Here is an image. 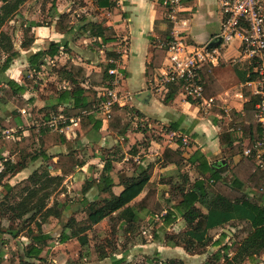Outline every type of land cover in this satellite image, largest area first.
Here are the masks:
<instances>
[{
    "label": "crops",
    "instance_id": "crops-1",
    "mask_svg": "<svg viewBox=\"0 0 264 264\" xmlns=\"http://www.w3.org/2000/svg\"><path fill=\"white\" fill-rule=\"evenodd\" d=\"M113 1L116 7L108 10L99 9L94 0H79L77 5L72 0H35L33 12L40 8L35 15H29L28 13L16 15L10 21L19 19L22 25L14 29L21 36L19 47H16V43H14L15 51L19 52L20 56L13 62L7 72V77L26 87L27 90L23 95V100H27L28 105L35 108L39 105L37 94L42 83H37V86H31V89H28V85L21 80L23 74L21 70L31 69L28 62L30 54L49 51L52 45H59L58 55L53 59H43L45 64L41 67V71H33L31 79H34V76L45 75L43 72L50 67L52 72L48 76L51 78L56 77L58 78V84L62 82V84L68 86V88L64 87L65 91H72L73 86L64 78L63 74L65 67L71 63L86 72L85 79L79 77L78 79L84 89L99 92L97 98L106 88V86H96L94 84V82L99 81L102 64L106 61V51H103L100 47L102 40L91 36L90 25L102 24L104 28L115 32V36L111 37L116 38L117 42L107 46H118L121 38L127 40L129 46L127 54L122 55L118 66L121 74L124 72L128 76L126 84L129 86V95L132 97L130 107L136 115L134 120L142 123L148 121L160 131L155 138L152 136L154 133L146 130H133L129 125V135L126 136V139H129V150L131 147L134 149L135 146L138 147L139 145L144 147L145 142L148 143L145 148L147 150L146 156L139 161L138 167L129 177H133L140 166L144 168L154 166V175L151 181L154 184L156 183L158 187L160 202L164 201L166 205H169V208L175 204V202L169 204L172 187L176 192L181 176H188L190 180L189 188H192L193 184L201 179L196 170L199 162L195 154L200 153L203 155L209 166H216V169L224 173V178L227 179L231 178L232 169L241 161V152L234 157H231L230 153L233 147L238 145L244 150L249 146L250 140L244 139L242 132L235 130L238 122L231 117V113H236L237 117H245V105L250 101L251 93L248 88H244V79H247V74L251 70L250 62L243 56L238 44L226 46L222 45L218 39L223 20L220 13V0H186L184 4H180L175 9V13L167 12L164 6L160 4L161 0ZM0 3L3 6L2 0H0ZM75 8L79 9L82 16L78 15ZM63 16H67L70 22L66 26H61L62 30L58 31L56 27ZM32 23H36L39 27L31 29L29 37L33 39V43L30 48L24 49L22 46L26 41V31ZM173 30L181 32L190 47L208 46L217 50L220 54L217 63L206 67L208 74L215 81L214 90L217 92V95L212 98L215 100L212 106H207L202 102L186 101L178 86L164 87L160 85L162 74L167 67V55L164 57L161 67L155 70L154 77L152 79L147 78L148 67L154 61V51L166 43L164 41L165 36ZM9 36L12 38L11 35ZM118 52L121 54L120 51ZM95 75L98 76L95 77ZM91 76L94 77L90 79ZM38 79L43 81L41 78ZM44 87H42L43 92H45ZM144 93H149V97L142 101ZM212 93L213 91L208 89V94ZM29 95L31 97L27 99ZM52 98L54 96L49 98L47 104L53 107L54 103L58 104L59 101ZM94 99L92 95L87 96L89 103L94 104ZM58 107L59 110L65 111L60 115L61 120L59 122H61V125L59 126L64 125L62 133L66 135L68 143L62 147L50 149L48 154L55 158L47 163L40 160L28 165L25 170L14 176L15 179L28 181L35 172H38L39 165L42 164L44 167H49L52 176L63 177L62 172H53L54 165L58 161L56 157L60 154H73L79 166L75 174L66 176L64 179H72L76 182L78 188L83 187L82 185L87 180L88 167L95 166L98 163L101 164L100 157L87 155L90 153L89 150L93 146L103 149L107 144L118 139L125 140V137L111 135L108 123H104L102 117L93 110L84 111L81 116L72 118L73 122L65 123L62 118H68L66 108L69 109V107L67 105H59ZM22 111L24 109L21 110V113ZM220 112H224L226 115H221ZM100 124L101 128L97 130L96 128ZM21 128L20 126L18 129L21 130ZM0 130L4 133L8 132L2 127H0ZM22 132L19 137L22 135L24 137L29 136L28 131H24V134ZM98 134L102 135L103 141L97 140L94 142L91 140L92 135ZM224 134H230L231 137L226 138L227 143L223 145L221 136ZM105 136L108 137L105 138ZM1 138L4 139L5 137ZM184 139L187 140V144L183 142ZM142 146H139V148ZM167 149L179 153L185 159L180 167L164 161L163 154ZM134 152L135 150L133 151L134 156L138 157L137 149V154ZM0 154L3 156L9 154L8 148L0 147ZM15 155L12 161H15ZM123 190L122 186H118L114 188V193L120 195ZM254 194L258 197H264L262 192H255ZM90 195L91 193L88 196L93 200L97 199ZM144 196L145 194L141 195L136 202H140ZM164 196L165 200L162 199ZM208 203L205 202L202 209L205 214L207 213ZM79 210L77 207V211ZM178 222L185 230L182 217L179 218ZM223 232L232 237L231 232L228 233L227 230ZM217 239H219V236H217ZM227 240L230 241V239ZM226 241L225 243H228ZM166 248H169V246H166ZM173 248L177 250L176 252H184L188 258L193 256L191 257L193 260H201L199 264H205L209 257L217 252L216 249L209 248V250L213 249V252L208 251L203 255H190L184 248ZM158 257H160V254Z\"/></svg>",
    "mask_w": 264,
    "mask_h": 264
},
{
    "label": "trees",
    "instance_id": "trees-1",
    "mask_svg": "<svg viewBox=\"0 0 264 264\" xmlns=\"http://www.w3.org/2000/svg\"><path fill=\"white\" fill-rule=\"evenodd\" d=\"M28 0H2L3 6L0 9V104L3 100L12 103L16 109L12 112L13 118L7 121L0 116V127L5 130L18 129L20 126H25L21 110L24 109L25 102L23 95L26 93V87L20 85L15 80L7 77V72L10 70L13 62L20 56V53L15 51V45L12 38L3 31L7 23L15 18L16 15H24L27 10ZM99 9L111 10L116 7L113 0H94ZM171 0H161V6L167 12H172L169 4ZM180 4H184L186 0H179ZM165 3L167 5L165 6ZM70 20L67 16L61 17L57 24V30L61 31V26L68 25ZM39 27L36 23H32L30 28L26 31V41L23 44L24 49L30 48L33 39L29 37L31 29ZM65 29V28H64ZM91 36L102 40L103 45H109L117 42L115 32L104 28L100 25H90ZM171 40V33L165 36L164 41L167 43ZM165 43V44H166ZM60 50L59 45H52L49 51H41L36 54H30L28 57L29 66L32 71L40 72L41 67L45 64L43 59L55 58ZM167 55L165 46L154 51V61L148 67L147 78L152 79L156 69L160 68L164 57ZM122 55L116 52H107V64L104 71L99 75V81L94 84L97 86H106L110 88L113 77L109 75L110 70L118 68V62ZM3 58V59H2ZM82 73V75H80ZM64 78L70 82L72 91H64L58 98L59 105H67L68 111L66 115L69 120L74 117H79L84 111L93 109V103L87 100L88 95L95 98L91 90H86L81 86L80 79L86 78V72L82 69L69 63L65 67ZM123 74H125L123 72ZM98 75H95L97 77ZM94 77L91 76L90 79ZM203 77V78H202ZM201 79L204 84V96L206 99H212L217 95L215 88V81L211 75L208 74V69L205 67L201 72ZM244 81H246L244 79ZM107 84V85H106ZM174 86V85H173ZM176 87V86H175ZM180 89V87H178ZM208 89L212 90V94H208ZM99 97V96H98ZM170 99V97H168ZM256 99L251 98L245 105V117H237V114L232 112L231 117L237 123L236 131H241L244 139L250 140V144L259 140L262 137L263 129L256 122L254 117ZM26 106V105H25ZM221 115H226L220 112ZM124 112L114 107L111 118L108 122L109 131L118 136L126 135L127 127H124ZM67 118V119H68ZM28 127V126H27ZM64 125L59 126L58 130L40 129L28 127V137L23 135L16 142L6 141L0 138V147H9L14 150L15 161H4V168L0 172V188H3L7 193L14 191L15 187L10 183H4L6 180L12 179L27 168L28 165L34 164L40 160L47 163L52 160L48 151L53 147H62L68 143L65 134L60 130ZM101 124L96 128L100 130ZM230 134L221 136V142L224 145L226 138H230ZM231 143V141H230ZM39 146V149H37ZM135 154L136 147H134ZM241 146L233 147L231 157L242 153ZM198 157L199 166L196 168L201 176L192 188H189L190 180L188 176H181L177 185V193L171 197L168 210L163 208L160 202L158 187L152 183L154 175V166L144 168L140 166L137 173L133 177H119L114 176V162L106 160L104 168L99 179L88 180L82 187V199L79 201L78 209L83 208V214L86 219L80 222L74 216L69 218L66 225V231L61 235V244H67L71 240H81V236H86L88 240V233L95 227L103 224L106 220L120 221L122 227H127V232L133 229L137 222L140 221L141 214L150 216L151 218L159 217L162 221V228L165 231L171 227L180 217L183 218L185 230L176 235L166 234V238L162 239L157 235L156 239L163 241L169 247H181L190 255H203L209 251V248L216 249L205 264H261L260 259L264 256V197H258L255 192H262L264 195V170H262L256 163L254 158L242 157L241 161L232 169L231 178H224V173L216 169V166H209L207 160L200 153L195 154ZM57 163L54 165L53 172H62L63 177L52 176L49 167L46 166L43 172L45 175L34 173L29 182L32 187L22 191L19 195L20 201L16 205H8V203L0 202L1 210L4 213H11L14 222L16 220H24L28 216L30 222H35L38 216H42L44 222L51 218L57 220L67 217L65 210H72L68 208V203H56L53 207H48V201L53 196V192H49L51 186L60 187L66 176L75 174L78 168V161L73 154H60L56 157ZM163 159L167 163L181 166L184 158L177 152L165 150ZM118 183H117V179ZM7 181V182H8ZM43 186L39 188V184ZM47 186L45 187V184ZM122 186L124 188L120 195L114 193V188ZM47 188V189H46ZM43 193L42 196H39ZM97 198L91 199L88 195ZM145 194L140 202L136 200ZM211 198V199H210ZM208 200V201H207ZM205 202H209L205 214L202 209ZM169 206V205H168ZM68 212V211H67ZM76 215V213H75ZM28 221V222H29ZM230 230L232 237L223 232ZM3 230L0 228V264H4L3 246L4 242ZM13 234V231L10 232ZM217 236L219 239L216 240ZM50 234L34 235L30 240L31 244L21 259L30 263V261H42L44 253V244L51 240ZM230 239L228 243H225ZM85 242L86 239H85ZM112 247L111 243H108ZM104 248L100 250L101 260H106L115 255L104 253ZM159 259L160 257H156ZM126 261L125 257L116 259L112 264H123ZM32 264H34L32 262ZM164 264H184L180 260H168Z\"/></svg>",
    "mask_w": 264,
    "mask_h": 264
},
{
    "label": "rangeland",
    "instance_id": "rangeland-1",
    "mask_svg": "<svg viewBox=\"0 0 264 264\" xmlns=\"http://www.w3.org/2000/svg\"><path fill=\"white\" fill-rule=\"evenodd\" d=\"M34 2L35 0H30L27 3L26 13H28L29 15H35V13H37L40 9H36V11L33 12V5L35 4ZM72 2H75L77 5L79 3V0H72ZM1 6L2 5L0 3V8ZM75 10L78 12V15L82 16L78 8H75ZM19 25H22V23L19 19H15L14 21L9 22L3 28V31L12 36V40L14 43H16V47H19L21 36L14 29H17ZM127 43V40L121 38L119 39L118 46L105 45L104 47H102L101 45L100 47L103 51H106V53L108 51L119 53L118 51H120L121 55H126L129 48ZM105 60V63L102 64L101 74L104 71L106 64L108 63L106 57ZM120 62L121 60L118 62V65ZM21 72H23L21 80L22 82L26 83V85H28V89H31V86H37V83H42L37 94L39 105L35 108H32L30 105H28L29 102L27 100H24L26 106L24 105V111H22L21 115L23 116V122L25 126H22L21 130H8V132L6 133L0 130V138L5 137L4 140L6 141L16 142L17 139H20L19 134L22 131H28V127L35 128L36 130L51 129L49 127V123H51L52 121H57L58 125H61V122H59L60 115L65 112L64 110H59L58 104L56 103H54L55 105L53 107L52 105L47 104L50 97L54 96V98H52L53 100L58 99V97H60V95L65 91L64 87L68 88V86L62 84V82L61 84H58V78H51L48 76V74H51L52 72L50 67H48V69L44 72L42 71L45 75L34 76V79H31V75L34 73L31 69H23L21 70ZM38 78L43 79V81H40V79ZM127 78V74H122V77L119 78L120 95L127 96V99L125 101L128 102L127 107L121 109L125 114L122 125L124 127H127L128 132L126 133V135L120 137H125V140L118 139L112 141L110 144H107V146H105V148L103 149H100L97 146H93L92 149L89 150L90 153L87 155L90 157H100L101 164L98 163L95 166L88 167L86 174L87 179H99L106 160H111L114 162L115 168L113 175L115 177H129V175H132L134 173V170H136L140 163L139 161L142 160V158L147 154V150H145V148L148 143L145 142L144 147L142 145H139L142 146L141 148H139V146H135L139 153V156L135 157L132 147L129 150V139H126V136L129 135V125L133 128V130H146L147 132L149 131L151 133H154L152 134V136L155 138L157 137L156 134L160 133L159 129H157L154 124L148 121H144L145 123H142L134 120L136 115L129 104V86L126 84ZM43 86H45V92L42 91ZM91 92H93V94H96L93 101V108L95 106V111L97 112L98 110H96V107L99 104V101L98 97L96 98V96L97 94H99V92H95L92 90ZM30 97L31 95L27 96V99H30ZM48 105L49 107L47 108ZM15 109L16 107L12 103L3 100L0 104V116H3L9 122L13 118L12 112ZM149 124L152 126V128L148 127ZM106 137L108 136H105V138ZM91 140H93L94 142H96L97 140L103 141V137L99 134L92 135ZM6 148H8L9 154H7L6 156L0 154V172L4 168V161H12L13 156L15 155L13 149L9 147ZM37 149H39V146H37ZM39 166L40 168L37 173L39 175H45L43 174V172L46 171L44 169V165L42 164ZM7 181L8 180H6L4 183H10V185L14 186L15 189L11 193H7L3 188H0V202L8 203V205H16L18 201H20L19 195H21L22 191L32 187L33 185L29 181H24L22 179L20 181L19 179H15V177L10 179L8 182ZM42 186L43 183H40L39 188ZM46 186L47 184H45V187ZM51 191L53 192V196L48 201V207H53L56 203H68V208H71L72 210H65L67 217L64 216L60 220L51 218L47 222H44V220L42 219L43 217L38 216L35 222H30L29 220L25 222L26 219H29L30 216H28L24 220H16V222H14L12 218V212L5 214L3 211L4 209L1 210L0 228L1 230H3V232H5L3 239L6 243V245L3 246V254L5 257L4 264H32V262L34 264H112L115 258L122 259L123 257H125L126 259L123 264H164L166 261L171 259L183 261L184 264H199V262L201 263V260H193L191 258L193 256H189L190 258H188V256H186L184 252H176L177 250H174L175 248L173 247L166 248L163 241L156 239L157 235L162 240L166 238L165 233L169 235H176L183 232L184 230L178 221L177 223L172 225V227L167 228L164 231L162 228V221L159 217L151 218L150 216L145 214H141L140 221L132 226L133 229H130L128 232V228L125 226L122 227V223L120 221H117V219H109L89 232L88 240L86 236H81L80 241L75 239L71 240L67 244H61V235L66 231V225L68 224L69 218L72 216L71 211L74 212V216L78 221L83 222L86 219V215L82 212L83 209L77 211L79 201L83 197L81 194L82 187L78 188L74 180H69V178H66L64 179L60 187L51 186L49 192ZM170 194V198L176 194L173 187ZM42 195L43 193H40L39 196ZM162 199L165 200V196ZM159 200L161 201V199ZM161 204L163 205L164 209H168V205H166L164 201ZM11 231H13V234H10ZM227 231L230 232V230ZM39 234H50L52 236V239L48 240L43 246L44 253L42 255V261H30V263H27L26 261H23L21 259V256L24 255L28 245L31 244L30 239L34 235ZM85 239L87 242H85ZM226 242H229V240H227ZM108 243L112 244L111 248L109 247ZM101 248H104V253H107V255H111L112 252L115 255L106 260H101ZM210 251L213 252V249H210L209 252ZM159 254L160 258L157 259L156 257H158ZM260 261L262 264H264V256L260 259Z\"/></svg>",
    "mask_w": 264,
    "mask_h": 264
},
{
    "label": "built area",
    "instance_id": "built-area-1",
    "mask_svg": "<svg viewBox=\"0 0 264 264\" xmlns=\"http://www.w3.org/2000/svg\"><path fill=\"white\" fill-rule=\"evenodd\" d=\"M169 4L172 8L170 13H175V9L180 6L179 0H171ZM220 13L223 18L218 35L220 43L226 46L238 44L239 50L250 62L251 70L247 74L244 88H248L251 98L256 99L254 117L263 129L262 137L249 144L242 151V157L254 158L257 165L264 170V0H220ZM164 46L167 50V67L160 85L178 86L186 101L212 106L215 100L205 98L201 72L205 67L219 61L218 51L208 46L190 47L182 33L177 30L171 32V40ZM109 75L113 77L111 87L105 88L99 95V104L96 107L98 111H95V106L93 108L104 123L109 122L114 107L123 109L128 104L125 101L127 96H121L119 91V78L122 77L119 66L110 70ZM131 99L129 95V104ZM62 120L65 123L72 121L67 118ZM49 127L58 130V122L52 121ZM148 127L152 128L150 124ZM183 142L188 143L185 139Z\"/></svg>",
    "mask_w": 264,
    "mask_h": 264
},
{
    "label": "water",
    "instance_id": "water-1",
    "mask_svg": "<svg viewBox=\"0 0 264 264\" xmlns=\"http://www.w3.org/2000/svg\"><path fill=\"white\" fill-rule=\"evenodd\" d=\"M146 97H149V93H144V94L142 95V101H143ZM228 233H230V232H228Z\"/></svg>",
    "mask_w": 264,
    "mask_h": 264
}]
</instances>
